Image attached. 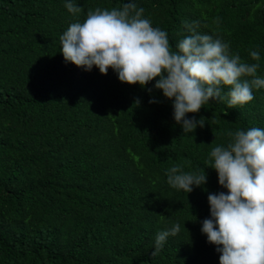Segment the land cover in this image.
<instances>
[{
    "label": "trees",
    "instance_id": "trees-1",
    "mask_svg": "<svg viewBox=\"0 0 264 264\" xmlns=\"http://www.w3.org/2000/svg\"><path fill=\"white\" fill-rule=\"evenodd\" d=\"M67 2L0 0V264H219L201 231L208 195L227 192L210 152L232 141L229 131L264 129V88L243 106L216 99L186 114L205 124L184 134L155 80L129 85L62 55L72 23L132 0H71L82 8L75 15ZM134 2L173 50L189 35L184 23L198 22L264 78V0ZM173 166L204 169L207 181L188 194L172 188ZM176 223L180 232L152 256L156 234Z\"/></svg>",
    "mask_w": 264,
    "mask_h": 264
},
{
    "label": "clouds",
    "instance_id": "clouds-1",
    "mask_svg": "<svg viewBox=\"0 0 264 264\" xmlns=\"http://www.w3.org/2000/svg\"><path fill=\"white\" fill-rule=\"evenodd\" d=\"M65 7L73 15L82 11L71 0ZM144 11L134 0L120 8L89 10L84 22L72 23L60 37L65 62L86 71L95 66L103 75L112 69L120 82L141 88L155 80L154 88L173 101L174 119L184 134L205 124L204 118L188 119L186 114L198 113L216 99H227L228 108L243 106L254 99V88H264V78L257 75L260 65L242 61L221 39L200 34L198 22L184 23L189 35L173 50L168 33L153 27ZM250 57L259 61V51H251ZM228 135L232 141L226 147L211 150L209 166L227 192L208 195L210 218L202 222L201 231L221 253L219 264H264V129H238ZM167 177L172 188L187 194L207 181L204 169L202 174L182 173L179 166L171 167ZM180 227L176 223L156 234L152 256Z\"/></svg>",
    "mask_w": 264,
    "mask_h": 264
}]
</instances>
